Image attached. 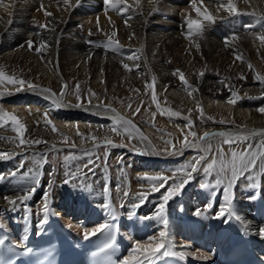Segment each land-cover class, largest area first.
I'll list each match as a JSON object with an SVG mask.
<instances>
[{"label": "bare ground", "instance_id": "1", "mask_svg": "<svg viewBox=\"0 0 264 264\" xmlns=\"http://www.w3.org/2000/svg\"><path fill=\"white\" fill-rule=\"evenodd\" d=\"M154 2L155 0H141V3H143L142 16L146 17L149 14L148 16H151L152 19L156 20L159 26H161L164 24L165 20L162 17H158L155 11L153 12L156 8H154ZM226 2L227 0L223 3ZM234 2L240 13L239 15H232L221 7V5L210 4L207 0H195L196 6H198L202 12L210 11L215 13L216 16L214 22H211V25L214 27L212 29L207 28V32H204L205 34H203V36L199 34L192 37L193 40L191 39V41L194 43L192 44L189 41L190 45H193L194 51L196 50L199 53L205 51L223 54L222 56L220 55L221 57L219 56L220 60L225 56L224 54L228 56V53L247 51L249 52L251 61L253 59L257 61L258 59L256 58L264 57V44L258 39L259 36L264 35V19H262L264 18V0H234ZM41 5H43V8H41ZM134 6H136V4ZM116 7L119 8L118 5ZM116 7H106L104 0H70L67 6L63 3V0H0V71H2L5 76L26 82L24 90H18L20 88L18 84L9 83L7 80L3 79V77H0V104L2 107H0V113L7 112L16 115L19 122L26 127V131L23 133L24 137L32 141L46 142L40 143V145L38 144L39 148H36L37 152L39 150L42 156V158L38 157V159L42 160H38L37 157L33 155L34 157L31 162L29 161V163L21 165V162L17 161L20 160V155L27 152L33 154L34 147L28 146L23 150H19L18 147L21 146H18L19 138L18 133L13 130L14 125L10 121H0V137L5 138L0 139V151L12 155L11 159H0V176H2V178H0V224L6 225L11 234L19 241L31 236L33 229L40 232L44 223L53 218L61 219L71 229L74 235L78 237V240H83L85 238L84 232L86 229L91 230L102 224L108 223L112 217H119L122 223L120 241L126 250L127 257L131 253V249L134 247L136 241H140L141 243L147 241V238L143 237L142 234L146 229H150V223H152V221H155V226H157L160 231H162L163 228V230H165V226L156 219H141L142 216L136 217L132 215L131 212L127 211V206L129 205H127V203L129 200H135L139 193L149 191L151 194L148 195V201H152V203L154 202L155 204L144 206V202L141 203L138 199L137 204H135L139 209L153 214L163 194L162 192H151V184L141 179V177L144 176H135L134 172L136 173L137 170H140V172L153 170L154 172L157 171L156 174L154 173L155 175L173 174L175 170L180 169L188 162L194 161V159L199 156H205L206 163H211L213 159L219 161L221 151L223 152L224 160L227 162L231 161L233 151L243 152L248 148L249 144H252L254 145L253 151L255 152V146H258L261 142L262 137L257 135L255 137H250L247 141L233 143L229 146L223 142L225 137L211 136L206 141H197L201 144V148H182L185 138H187L190 143L194 140L190 135V131L196 132L197 137H201L206 132H227L235 134L240 132L241 129H244L245 131L243 134L248 135L252 130L264 129V113L258 111V109L264 108V84H261L257 80L255 71L248 73V64L241 62L242 64L240 67L236 69L232 67L233 69L231 68L232 70H229L227 73L233 76L239 73L241 74V72L245 74L247 72L249 74L247 76L248 80H198L195 78V80H188L191 86V88H188L180 85L181 80H178L179 75L174 74V70L154 59L155 57H153L152 54V56L146 54V47H148L146 44L144 45V51L142 49V53H145L143 57H141V53H138L139 51L134 53L131 49L127 50V53L123 50L117 52V54L122 53L123 56L135 55L137 57V59L132 60L138 67L135 73L132 70L130 71L121 67L119 62L121 59H125V57L103 52L98 49V47H95L97 46L95 45L96 43L94 44L95 46L86 43V41H90L88 39L90 38V31L91 33L100 31L108 36L111 33H115L120 37H124V33L129 32L125 31L128 29L127 26L124 25L123 27V18L120 19L117 17L120 12L114 10ZM139 8L141 9L142 5ZM179 8L180 7L177 6L176 8L175 6L176 10H174L173 13L175 16L179 13L180 10H177ZM108 10H110V12ZM45 12H49L52 15L46 16ZM31 16L34 17L33 20L30 19ZM70 17L75 18L73 22L70 20ZM77 17L78 19H76ZM137 17H139V15ZM149 18L150 17H148V19ZM175 18L177 19V17ZM176 19L173 22L176 23ZM97 20L99 22V28L97 27ZM129 20L128 18L127 22ZM144 20L142 19V21ZM40 23L48 25L49 29H55V31L41 29L39 27L41 25ZM139 25L140 24H138V26ZM17 28L20 29L16 31ZM170 28L172 29V27ZM147 29L139 28L135 29V32L139 38L140 36L143 38L145 36L144 41L151 39L152 43L150 44H153L154 40L166 36L176 39L183 44L189 40L180 35V32L177 30H172L170 34L166 35L163 31L145 33ZM21 33H25L28 38H25L26 36L21 38ZM81 33H83L82 36L80 35ZM129 33H131V31ZM233 36L236 37L234 41L230 39ZM226 38L230 39L231 46L225 45ZM29 40H32L37 47L46 41L47 46L43 56L35 52L34 49L30 50L27 48V44L25 45L23 42ZM133 42L132 40V43ZM138 42L139 40L135 42V44ZM160 44L162 43L160 42ZM111 49H113V47H111ZM57 50L59 53L58 55L61 56L63 61L56 58ZM111 51H114V49ZM160 52L162 53V51ZM158 56L161 58V55L158 54ZM144 57L145 63L141 59ZM215 60L218 61L217 59L213 61ZM219 61L216 62V64H218ZM92 63H94V69L96 70L95 77L93 78L95 80H88L87 68L88 66L90 67ZM216 64L214 62V65ZM148 65H151V67H149L151 80H146L148 77L145 78L142 75L145 73L144 67H148ZM256 65L259 64L257 63ZM221 66L223 67V65H220V67ZM213 68L214 67H212V69ZM258 68L259 67H257V69ZM183 71L184 75H187L186 71ZM188 73L190 76L192 75V71H188ZM67 75L68 78L66 77ZM111 78L115 80H110ZM148 81L154 84V88L147 97L145 95V102L141 100L144 102V105H142L143 107L139 113L135 111L139 104H136L135 107H126L121 104L122 101L114 104V102L111 101L112 97H109L110 100H105L104 98L100 101L94 99L84 100L82 99L83 97L78 94L77 87H72L74 84H76L75 86L79 85L80 87H84V93L87 92L89 95L95 93L100 95L105 91L104 89H106V92L107 90L110 91L109 93L111 96L112 94L115 96L113 98L120 99L123 94L120 89H118L119 86L132 85V87L137 88L138 91L142 89L145 91V85ZM110 82H112V84ZM109 83L111 84L110 86H112L110 88ZM28 84L35 85L36 88L34 90L29 89L27 87ZM39 84L49 86L52 90L54 89L56 93H54V91L52 92L51 89L50 92L42 91L47 89V87L45 88ZM229 85H231V87H229ZM192 88L197 89V91L192 92ZM209 90L214 91L212 92L213 94H209L207 92ZM219 90L220 92L222 91L224 95H219ZM153 91L157 96V101L155 102L152 100ZM50 93H54L55 95L52 96ZM233 93L236 94V102L229 103V100L233 99ZM78 96L79 99L77 98ZM53 100H57L65 106L56 108L53 106ZM88 101L98 102L102 107H96L98 105L95 106L94 103L87 104ZM134 103H137V101H134ZM157 104L159 107H157ZM109 109L113 111H109ZM170 112L179 113V115L171 116L169 115ZM45 113H47V118L52 121V125L55 126L56 131L52 130V126L46 125ZM116 115L123 117L125 120L132 121L136 128L139 129V133L132 131V138H130L123 127H121V139L124 140V142L116 139L119 136L118 134H120L118 131L113 130V117ZM61 116L63 117L61 118L62 121H67L68 123H61V121L58 120L59 118L54 120L56 117ZM208 117L212 119H208ZM189 120L193 122L191 129L187 126ZM220 121H223V123ZM129 131H131V129H129ZM140 134L146 139L141 140ZM82 135L86 137L81 138ZM65 137L67 140H65ZM92 137L96 139L93 140ZM107 141H111L114 145L122 146H105ZM166 141H170L171 143H165ZM99 145H102V147ZM53 146L56 148L58 147L57 152L59 154H63L62 150L65 148H77L83 151L85 149L99 147V149L87 150L89 152L88 155L82 159L75 158L74 160H70V163L75 165L73 171H75V173L79 172L87 177L85 182L88 183V187L94 189H90L92 193L90 192V194H87V197H90V201L94 202L96 210L101 209L104 211V204L106 202L110 206L105 216H102L97 222L94 223L91 219H88L87 222L75 221V218L79 216L78 213L81 211V209L79 210V208H77L78 205L76 209L73 208V204L71 207L74 214L77 215H68V207L65 204L66 201L63 199L65 193L66 198H69L67 196L69 195L76 201H79L80 197L78 198V196H80V193L77 192L76 194V191L70 192L68 189H65V193H63L64 189L62 190L57 187L61 182L69 180H65L64 177L60 179L55 178L57 176L60 177L59 174L62 172L56 173L55 176L53 174L51 175L53 179L50 178L51 176L48 174V171L52 168V164L50 163H54L53 166L55 170L60 168L64 170L66 167H63V163L66 164L67 161L63 159L60 161L59 158H57L59 162L53 157L55 161H53V159L51 162L50 159H52L51 156H53L51 154L54 151ZM203 147H210V151L204 152L202 150ZM173 149L177 150L175 154H169ZM44 154H48L50 158H44ZM97 157L99 159H97ZM89 159H92L96 164H100L99 166L103 167L102 169H104L103 171L106 174L103 178L105 180L104 184H102V181H99L98 176L95 177V172H92L93 169L88 168L89 165L86 166ZM131 162L134 166L129 167L127 163L131 165ZM60 163L62 165H60ZM93 165L95 166V164ZM85 166L86 168L84 170L83 168ZM218 166L219 164H217V167ZM8 167H10V169H7ZM34 174H39L40 180L39 183L35 185V191L30 199L24 202L18 201L16 205L11 204V200H16L33 187L31 175ZM101 176H103V174ZM230 176L231 170L229 168L226 176H223L227 183ZM216 178L215 172L210 176H205L201 167V171L195 173L194 178L185 185L177 196L171 199L172 206L170 205L171 207H169V211H171H168L169 216L180 215L179 213L181 212L178 211L179 209L176 211V205L178 203L182 206L184 204L190 212L191 210L196 211L198 208L203 211L206 206L204 201H208L213 207L206 215H197L201 225L199 231L195 230L194 233H196V235H199L201 232L205 233L204 229L206 226L210 225V221L213 218L218 220L216 223L218 227H220L223 222L230 220L226 227L220 229L221 234L223 230L231 227L233 224L231 230L230 228L228 229L230 230V241L221 245V253L225 251L226 247L230 245L231 242H238L247 238L259 241L260 246L264 249V235H261L259 231L260 228L264 227V161L258 159L255 170L244 173V175L240 176L233 184L232 194L234 199L232 208L234 210V215L232 217L221 216L217 218L215 215L223 202L224 186L223 184L217 187H205L204 185H215ZM75 180L71 179V182H75ZM67 183L68 182H66V184ZM105 187L109 189L107 193L104 191ZM47 188L48 192L46 193ZM82 188L85 187L83 186ZM125 193L128 194V197L125 196ZM84 198L85 197L82 199ZM45 203L48 204L51 214L48 215L45 222H36L33 216H37L38 214L41 215L43 221L45 220ZM121 206L124 208H121ZM25 209H27V211ZM96 212L98 213L99 211ZM90 216L93 217L94 214L92 213ZM182 216L187 217L186 215ZM235 216H239L240 220H237ZM170 219L168 221L169 223L171 222ZM235 219L236 221L234 224L233 222ZM15 221H17L16 225ZM172 222L174 223V221ZM25 225L29 226L31 231L27 235H21L18 231L20 227L22 228ZM29 227L26 228L25 226L24 230L30 229ZM192 229V225L188 223L183 226V231H192ZM25 231L24 233L28 230ZM224 232L226 233V231ZM168 235L170 234L168 233ZM194 239H198L199 241V238ZM201 240L203 239H200V243ZM207 240L209 241V239ZM169 241L181 242V240H175L172 237L169 238ZM200 243H197V245ZM186 244H182L183 248L178 252L181 258L192 264L219 263L220 258L218 253H210L209 251L203 252L200 251L201 249L197 250V248L199 249L198 246L191 247L189 246L190 244ZM206 244L208 245V243ZM204 245L202 247H204ZM204 248L207 247L205 246ZM166 249H170V245L167 243ZM262 253H264V250ZM261 255L264 257V254ZM162 257H164V255L161 254L159 259L155 260V262ZM124 258L125 257H122L121 261Z\"/></svg>", "mask_w": 264, "mask_h": 264}, {"label": "rangeland", "instance_id": "2", "mask_svg": "<svg viewBox=\"0 0 264 264\" xmlns=\"http://www.w3.org/2000/svg\"><path fill=\"white\" fill-rule=\"evenodd\" d=\"M210 4H213V5H221V2H225V0H207ZM135 2V3H134ZM188 2H192V1H188ZM136 4V6H134ZM154 10H153V12L155 11V13H157L158 14V17H162V18H164V24H163V27H165V28H161V26H159V23L156 21V20H154V19H152V17L151 16H146V17H143L142 16V10H143V3H141V0H126V5H127V7H128V9H130L129 10V13L127 12V15H121V14H119L117 17H119L120 19H122V23H123V27H124V25L125 26H127V30H125V31H131V33H129V32H125L124 33V37H120L119 35H117V34H115V36H114V34H109V36L107 35V34H105V33H101L100 31V33L99 32H94V33H91V34H89V36H90V38H88L90 41H92L93 43H89V41H86V43L87 44H95V45H97V46H95V47H98V49H100V50H102L103 52H108V53H110L111 55L112 54H115V55H117V56H120V57H125V59L123 58V59H121L120 60V62H119V64L121 65V67H123V65L124 64H128L129 65V69H127V70H132V71H134V73L136 72L135 70L138 68L135 64H134V62L132 61L133 59H130L129 57L130 56H123L122 55V53H120V54H117V52H119V51H121L122 50V48H120V47H117V45L114 43V44H112V45H109V43H108V41H109V37H112V39H113V41H116V42H118V45H120L121 47H123L124 49H123V51L124 52H126L127 53V50H132L134 53H137L138 51V53H141V57H143V55L145 54H143L142 53V49H143V51H144V45L146 44V46H148V47H146V54H148V55H153V57H155L154 59H156V60H158L159 62H161L162 64L164 63V65H166V67H168V68H170V69H172V70H177V69H179L180 70V72H184L183 70H185L186 71V73H187V75L185 74L184 75V73H183V75H184V77H185V79H186V81H187V83L190 81V80H195V78L196 79H198V80H214V79H218V80H233V81H240V80H246L247 79V76L249 75L248 73H251V71H255L256 72V74H260L261 76H264V57H258V58H256V59H258L257 61L255 60V59H253L252 61H251V57L249 56V52H247V51H240V52H238V53H240V54H238L237 52H234V53H228L227 55L228 56H226V54H224L225 56H223L221 59L222 60H220V58H219V56L221 55V54H217L216 52H202V53H199L198 51H194V48H193V45H190V42L193 44L194 42L193 41H191V39H192V37H194L195 35H202L203 36V34H205L204 32H207V28H210V29H212L214 26L213 25H211V23H209V22H207V21H204L203 20V17L202 16H200V15H198V13L196 12V10L194 9V8H192L193 6H192V3H191V5H186L187 3H185V1L184 0H155V2H154ZM162 4V5H161ZM141 5H142V8L140 9L139 7H141ZM176 6V8H177V6L178 7H180L179 9H177V10H180L179 11V13L178 14H180V15H178L177 14V16H175L173 13H174V10H176L175 9V6ZM174 6V7H173ZM118 7L120 8V7H122L121 5H118ZM165 7V8H164ZM185 7V8H184ZM198 7V6H197ZM87 8H89V7H87ZM92 8V7H91ZM134 8V9H133ZM169 8V9H168ZM184 8V9H183ZM187 11H186V10ZM195 11H194V10ZM88 10H91V9H88ZM104 10H105V8H104ZM114 10H117V7L114 9ZM167 10H168V12H167ZM185 10V11H184ZM93 11V10H92ZM109 12H110V10H108ZM118 11V10H117ZM116 11V12H117ZM138 13H137V12ZM139 11H140V13H139ZM136 12V13H135ZM180 12H182V13H180ZM202 12V11H201ZM186 13H188V14H186ZM207 13H209V14H211L213 17H215L216 16V14L215 13H213V12H207ZM132 14H137L136 16L135 15H132ZM190 14V15H189ZM130 15V16H129ZM139 15V17H137ZM177 17V19L174 17ZM80 16V15H79ZM78 16V17H79ZM136 18H135V17ZM78 17L76 18V19H78ZM81 17V16H80ZM80 17H79V19H80ZM126 17V18H125ZM148 17H150L149 19H148ZM179 17H183V19H187L188 17H191L192 19H194V20H196V19H200L201 20V22H202V24H203V29H202V31H200V32H197L195 29H193V33L191 34V35H189V31H188V28H187V24H186V28L187 29H183L182 28V30H180L179 29V25L180 26H182V25H185V23H186V20H181ZM125 18V19H124ZM130 19L128 22H127V25H126V23H125V21H127V19ZM135 18V19H134ZM30 19H34V17L33 16H31L30 17ZM75 18H73V17H70V20H72V22H73V20H74ZM141 20V21H139V20ZM142 19L144 20V21H142ZM177 20L176 21V23L175 22H173L174 20ZM133 20H135V21H133ZM154 20V21H153ZM139 21V22H138ZM166 21H167V23H166ZM142 22V23H141ZM149 22V23H148ZM129 23V24H128ZM133 23H135V24H133ZM256 23V22H255ZM41 24V23H40ZM138 24H140L139 26H138ZM142 24H143V26H142ZM145 24V25H144ZM146 24H147V26H146ZM178 24V25H177ZM41 25H44V24H41ZM130 25V26H129ZM132 25V26H131ZM134 25V26H133ZM136 25V26H135ZM211 25V26H210ZM174 26V27H173ZM133 27V28H132ZM168 27V28H167ZM170 27H172V29L170 28ZM126 28V27H125ZM139 28H148L147 29V31H145V33H155V31H159V32H162L163 31V33L165 34L166 33V35L167 34H170L171 32H172V30H177L178 32H180V35H182L183 37H186V38H188L189 40L187 41V42H184V44L181 42H179L178 40H176V39H172V38H170V37H168V36H166V35H164V36H166V37H162V38H165V39H160V38H158V39H156V40H154L155 41V43H154V41H153V44H150V43H152V40L150 39V40H145L144 41V39H145V36H144V38L142 37V36H140V38L138 37V35H136L137 33L135 32V29H139ZM175 28V29H174ZM20 28H17L16 29V31L17 30H19ZM132 29V30H131ZM151 29V30H150ZM209 29V30H210ZM168 30V31H167ZM134 31V32H133ZM152 31V32H151ZM84 33V32H83ZM83 33H81L80 35L82 36V34ZM117 33V32H116ZM129 33V34H128ZM187 33V34H186ZM133 34V35H132ZM113 35V36H112ZM135 35V36H134ZM26 36V37H25ZM21 38H23V37H25V38H28L27 37V35H25V33H21V36H20ZM96 37V38H95ZM105 37H107V38H105ZM136 38V40H135V38ZM126 40H125V39ZM142 38V39H141ZM87 39V40H88ZM161 41H160V40ZM132 40L134 41L133 43H132ZM139 40V42L138 43H136L135 44V42H137ZM159 40V41H158ZM164 40V41H163ZM166 40V41H165ZM172 40V41H171ZM193 40V39H192ZM125 41V42H124ZM126 41H127V43H126ZM143 41V42H142ZM148 41V42H147ZM151 41V42H150ZM190 41V42H189ZM142 42V43H141ZM160 42L162 43V44H164V45H162V44H160ZM165 42V43H164ZM166 42H167V44H166ZM169 42H171V43H169ZM178 42V43H177ZM25 45L27 44V41H24L23 42ZM126 43V44H125ZM141 43V44H140ZM24 44H22L23 46H25ZM134 44V45H133ZM138 44H139V47H138ZM150 44V45H149ZM179 44V45H178ZM183 44V45H182ZM141 45V46H140ZM143 45V46H142ZM159 45V46H158ZM174 45V46H173ZM176 45V46H175ZM178 46V47H177ZM184 46V47H183ZM105 47V48H104ZM111 47H113V49H114V51H111V50H113V49H111ZM27 48H28V46H27ZM154 48H155V50H154ZM171 50H170V49ZM149 50V52H148V50ZM186 49V50H185ZM126 50V51H125ZM178 50V51H177ZM160 51H162V53L160 52ZM191 51V52H190ZM36 52V51H35ZM57 52V54H56V58L57 59H59V60H62V58H61V56H59L58 54V50L56 51ZM152 52H154V53H152ZM196 52V53H195ZM215 53V54H214ZM155 54V55H154ZM158 54L159 55H161V58H159L160 56H158ZM162 54H164V55H162ZM185 56H184V55ZM213 54H214V56H213ZM246 54V55H245ZM151 55V56H152ZM183 55V56H182ZM216 55H217V57H216ZM223 55V54H222ZM221 55V56H222ZM242 56V60H243V62H245L246 64H248V67H249V63L252 65V69H250V68H248L249 69V72L247 73L246 72V74L245 73H242L241 72V74L239 75H230L229 73H227L229 70H232L233 68H238V67H240L241 66V60L240 59H237L236 57L237 56ZM58 56H59V58H58ZM201 56V57H200ZM204 56V57H203ZM220 56V57H221ZM213 58V59H212ZM224 58H225V61H224ZM229 58V59H228ZM232 58V59H231ZM235 58V59H234ZM143 61H144V63H145V57L144 58H141ZM213 61L214 59H217L218 61H219V65L218 64H216V62H218V61H211V60ZM228 59V60H227ZM122 60H123V62H122ZM129 60V61H128ZM238 60H239V62H238ZM63 61V60H62ZM128 61V62H127ZM236 61H237V63H236ZM259 64V65H256L257 63ZM157 62V61H156ZM201 62V63H200ZM213 64H212V63ZM214 62H215V64L217 65V67H216V65H214ZM260 62V63H259ZM132 63V64H131ZM221 63V64H220ZM231 65H230V64ZM253 63V64H252ZM147 64V63H146ZM148 64H150V63H148ZM196 64V65H195ZM211 64V65H210ZM236 64V65H235ZM256 66H255V65ZM93 65V66H92ZM145 65V64H144ZM191 65V66H190ZM214 65V66H213ZM220 65H223V67L221 66L220 67ZM232 65H234V66H236V67H234V66H232ZM188 66H190V67H188ZM198 66H200V67H198ZM255 66V67H254ZM149 67H151V65H148V67L147 66H145L144 67V74H142L145 78H147L146 80H151L152 78L150 77V74H149V70H150V68ZM173 67V68H172ZM203 69H202V68ZM212 67H214L213 69H212ZM215 67H216V69H215ZM221 69H220V68ZM233 67V68H232ZM257 67H259L258 69H257ZM229 68V69H228ZM232 68V69H231ZM88 70H87V73H88V75H87V78H89L88 80H95V79H93L94 77H95V74H96V70L94 69V63H92V64H90V67L88 66V68H87ZM94 69V70H93ZM189 69V70H188ZM197 69H199V70H197ZM218 69V70H217ZM194 70V71H193ZM220 70V71H219ZM222 70V71H221ZM188 71H192V75L190 76V74L188 73ZM90 73V74H89ZM201 73H203V75H201ZM227 73V74H226ZM92 74H94V75H92ZM222 74V75H221ZM179 75V74H178ZM227 75V76H226ZM243 75V77H246V79H244V78H241V76ZM79 76V75H78ZM235 76V77H234ZM67 78H68V75L66 76ZM80 77V76H79ZM92 77V78H91ZM150 78V79H149ZM178 78H179V76H178ZM201 78V79H200ZM208 78V79H207ZM110 80H115L114 78H111ZM178 80H180V79H178ZM189 80V81H188ZM248 80V79H247ZM111 84H112V82H110ZM109 83V88L110 87H112V86H110L111 84ZM147 83H152L151 81H148ZM39 85H41V86H44L45 88L47 87V89H51L52 90V88H50L49 86H46V85H42V84H39ZM76 84H74L72 87H77V86H75ZM180 85H183V86H186L182 81H180ZM188 85H189V83H188ZM20 86V85H19ZM126 86V87H125ZM146 86V85H145ZM37 87H39V86H37ZM117 87V86H116ZM120 87V86H119ZM118 87V89H120V91H121V93L125 96V98H124V96L123 95H121V98L120 99H116V98H113V97H115V96H113V94H112V96H111V94L109 93L110 91L109 90H107V92H106V89H104L105 91H103L100 95L98 94V93H95V94H93V95H89V94H87V92L86 93H84V87H80L79 86V89H78V94L79 95H81L83 98L82 99H94V100H97V101H100L102 98H104L105 100L107 99V100H110V98H111V101L112 102H114V104H116V103H120L121 101V104L122 105H125L126 107L128 106V107H130V106H132V107H135L136 106V104H139V106H138V108L141 110L142 109V105H144V102H145V95H146V97H147V95H149V93H150V91H152V89H150V88H148L147 86L145 87L146 88V90L145 91H143V89L142 90H140V91H138V89L137 88H135V87H132V85H123V86H121L120 88ZM130 87H132V88H130ZM128 90H127V89ZM135 88V89H134ZM63 89V88H62ZM76 89V88H75ZM133 89V90H132ZM50 90V91H51ZM54 91V93H56L55 92V90L53 89L52 90V92ZM125 92H127V93H125ZM130 92V93H129ZM148 92V93H147ZM209 94H213L212 92H214V91H207ZM216 93V92H215ZM97 94V95H96ZM218 94L219 95H224L223 94V92L221 91L220 92V90L218 91ZM86 95V96H85ZM99 95V96H98ZM104 95V96H103ZM98 96V97H97ZM87 97V98H86ZM110 97V98H109ZM109 98V99H108ZM123 98V99H122ZM118 100V101H117ZM144 101V102H142V101ZM134 101L136 102L137 101V103H134ZM91 103H94L95 104V106L96 105H99L100 103H98V102H87V104H91ZM143 103V104H142ZM74 104V103H73ZM128 104V105H127ZM106 105H108V104H106ZM109 106V105H108ZM0 107H1V104H0ZM96 107H98V106H96ZM2 108V107H1ZM57 118H59L58 120L59 121H61V123H68L67 121H62V119L61 118H63L62 116L61 117H56L54 120H56ZM53 120V121H54ZM55 122V121H54ZM218 122V121H217ZM219 123V122H218ZM56 124V123H55ZM121 131H118L120 134H118L119 136H118V138H116V139H118V140H120V141H122V142H124V140H122L121 138H122V129H120ZM86 136H84V135H82L81 136V138H85ZM23 138L25 139V140H27V141H29L30 142V146H32V147H34V152H33V154H31V153H29V152H27V153H23V154H21L20 155V160H17V161H19V162H21V165L22 164H27V163H29V161L31 162L32 160H33V157L35 156V157H37V159H38V157L39 158H42V156L40 155H35V154H37L38 152V154H41V152L38 150V152H37V149L36 148H39L38 147V144H31V142H32V140L31 139H28V138H26V137H24L23 136ZM114 139V138H113ZM129 144V143H128ZM39 145H40V143H39ZM102 145H105V144H102ZM102 145H99V146H101L102 147ZM18 146H20V145H18ZM131 146V145H130ZM18 149L19 150H23V149H25V147L24 146H21V147H18ZM57 149H58V147L56 148V147H54L53 148V152H52V154L51 155H53V156H51V158L52 159H50L51 160V162H52V160L55 158L57 161H61V159H63V160H67L66 161V164L65 163H63V167L65 168L64 170L62 169V168H60V169H58V170H55L54 168V166H53V164L54 163H50V164H52V168L48 171V174L51 176V175H53L54 174V176H55V174L56 173H61V174H59L60 175V177H55V178H58V179H60L61 177H64V179L66 180V179H69V180H75V182H68L67 184H66V182L65 181H63V182H61V184H58L57 185V187L59 188V189H64L63 190V193H65V189H68V190H70V192H75L76 194H77V192H79L80 193V196H78V197H85L84 199H82L81 198V200H79V201H75V200H73L69 195H67L69 198H66V193H65V197L63 198L66 202H65V204L69 207L70 206V204L72 205L73 204V206H80V207H84V209L82 210L81 209V211H82V213H81V211H80V217H78V218H76L75 220L76 221H79V222H83L84 221V219H85V217L87 216V215H89V214H91L92 212H94L93 210H95V208L93 207V202H91V201H89V200H91V198L90 197H87L88 195L87 194H90V192L92 193V191L91 190H94V189H92V187H88V183H86L85 181H86V179H87V177H85V176H83L81 173H75V171H73V167L75 166L74 164H71L70 163V160H74L75 158H84V157H86L87 155H88V151H91V150H95V149H99V147H97V148H94V149H92V148H90V149H85V150H81V149H77V148H65L64 150H62V152H63V154H59L58 152H57ZM88 150V151H87ZM141 151V150H140ZM87 153V154H86ZM34 155V156H33ZM59 155H62V156H59ZM59 156V157H58ZM32 157V158H31ZM50 158L49 156H48V154H44V158ZM54 157V158H53ZM62 157V158H61ZM16 158H17V156H16ZM47 158V159H48ZM57 158H59V160L57 159ZM55 159L53 160V161H55ZM38 160H42V159H38ZM26 161V162H25ZM59 161V162H60ZM128 162V161H127ZM68 163H69V165H68ZM95 164V166L92 164L91 166H88V168H92L93 169V171L92 172H95V177H97L98 176V178H99V181H102L103 183L102 184H104V182H105V180L103 179L105 176L104 175H106L105 174V172L103 171L104 169H102L103 167H101V166H99L100 164H96V163H94ZM32 165V164H31ZM60 165H62L61 163H60ZM88 164H86V166H87ZM127 165L129 166V167H131V166H134L133 165V163L131 162V165L130 164H128L127 163ZM10 166V165H9ZM86 166L83 168L84 170H85V168H86ZM11 167V166H10ZM10 167H8L7 169H10ZM32 167V166H31ZM97 169H96V168ZM99 167H100V169H99ZM95 169V170H94ZM37 170V169H36ZM83 170V171H84ZM53 171V172H52ZM83 171H81V172H83ZM101 171H102V173H101ZM149 171H151V172H149ZM104 172V173H103ZM68 173H72V176L70 177V176H68L67 174ZM98 173V174H97ZM102 175L103 174V176H101L100 174ZM139 173H140V175H139ZM143 173V174H142ZM157 173V171H153V170H148V171H145V172H140V170H137L136 171V173L134 172V174H135V176H138V177H140V176H145V175H147V174H149L148 176H152V175H155V174ZM97 174V175H96ZM133 174V175H134ZM142 174V175H141ZM75 175V176H74ZM81 175V176H80ZM164 175H168V176H172V174H164ZM51 179H53V176H51L50 177ZM224 179V178H223ZM81 182V183H80ZM50 183V182H49ZM73 183V184H72ZM227 184V181H225L224 180V184H223V186H225ZM62 185V186H61ZM82 185V186H81ZM85 187V188H82V187ZM86 187H88V188H86ZM79 188V189H78ZM82 188V189H81ZM219 188V187H218ZM76 189V190H75ZM88 189V190H87ZM91 189V190H90ZM73 190V191H72ZM81 190H82V192H81ZM90 190V191H89ZM163 189L160 191V192H162L163 193ZM48 191H46V193H47ZM67 192V191H66ZM69 192V191H68ZM84 192V193H83ZM148 192V195H150L151 193L149 192V191H147ZM160 192H156V193H160ZM83 195V196H82ZM177 196V195H176ZM128 197V196H127ZM149 196H147V199L146 200H144V206H149V205H153V204H155L154 202L152 203V201L151 202H149L148 201V198ZM175 197V196H174ZM67 200H66V199ZM88 198H90V199H88ZM71 199V200H70ZM172 199V198H171ZM171 199L168 201V203H167V207H166V211H169V207H171L172 206V202H171ZM68 200H70V201H68ZM73 200V201H72ZM136 200V201H135ZM135 200H129V202H128V207H129V209H131L130 211L133 213L134 212V214H132V215H136V217L137 216H139L140 217V215L139 214H143L144 216H145V218H146V216H148V217H150L151 215H149L148 213H144V212H142V210L141 209H138V208H136V204H137V199H135ZM85 201V202H84ZM147 201V202H146ZM67 202H69V203H67ZM74 202V203H73ZM134 202V203H133ZM205 203L204 204H209V202L208 201H204ZM136 203V204H135ZM75 204V205H74ZM171 205V206H170ZM177 207H176V211H177V209H179L178 207H180V206H182L180 203H178L177 205H176ZM198 206V205H197ZM200 207H202V206H200ZM79 210H80V208H79ZM106 210H108V209H106ZM141 213H140V212ZM179 212H181L180 213V216L178 215H171V217L170 216H168V217H170V218H175V219H173V221H176V222H174V224L172 225V223H170V225H167V227H166V230H167V232L170 234V235H168V237L170 236V237H172L173 238V235L176 237V239H178V240H181V242L179 243V246H181L182 244L181 243H183V244H186V245H189L190 244V246H193V247H199V249L197 248V250H200L201 249V251H204V249H215L217 246H220L221 244L220 243H222V241H220V239H222V238H228V237H226V235L228 236V234H229V228L227 229V230H225L226 231V233L224 232V235H223V237L222 238H219L218 239V241L217 240H214L213 239V236H214V238H215V236H216V234H217V232H218V229L219 228H216V226L215 225H213L212 224V226H211V224H210V229H208L210 232H211V238L213 239V241H212V239L209 237L208 238V236H207V233L205 234V236H202L201 235V233H200V235H198V236H193V235H191L190 234V238L192 237L193 239L194 238H199V241H198V239L196 240V239H188V236H186V235H189V234H183V235H181L182 233H183V230L181 229V226H179L178 224H181L182 222H185V223H189V221H187L188 220V216H191V218H192V224H194L195 226H197V223H198V221H197V219H196V215H195V210H191L190 212L188 211V209L184 206V209H179L178 210ZM169 212H171V211H169ZM188 212V213H187ZM70 213H71V211H70ZM136 213V214H135ZM183 213V214H182ZM103 214V215H102ZM105 214H106V211L104 212V213H102L101 211H99V215H98V218L99 217H101V216H105ZM82 215V216H81ZM84 215V216H83ZM182 215H186L187 217H183ZM144 216H142L143 218H144ZM34 217V220L37 222V220L38 221H40L41 220V216L40 215H37V216H33ZM38 217V218H37ZM40 217V218H39ZM141 217V218H142ZM36 218V219H35ZM88 218H89V216H88ZM169 218V219H170ZM172 219H170V220H172ZM178 219V220H177ZM186 220V221H185ZM195 220V221H194ZM182 221V222H181ZM211 221H212V219H211ZM211 221H210V223H211ZM230 220H227V222H225V223H228ZM199 222H200V219H199ZM155 221H152V223H150L151 224V227H150V230H145V232L143 233V237H145V238H148V237H150V236H157V234L159 233V229H155ZM153 224V225H152ZM179 226V227H178ZM214 226V227H213ZM154 227V228H153ZM170 227V228H169ZM23 228V229H22ZM21 228V231L24 233V227H22ZM26 228H28L27 226H26ZM158 228V227H157ZM164 229V228H163ZM162 229V230H163ZM217 229V230H216ZM29 231L30 229H26V231ZM25 231V232H26ZM27 231V232H28ZM21 232V233H22ZM26 232V233H27ZM190 232V231H189ZM22 233V234H23ZM215 235H214V234ZM159 235V234H158ZM147 236V237H146ZM201 236L202 237H204V238H201ZM158 237V236H157ZM200 239H203V240H201V243H200ZM205 239V240H204ZM207 239H209V241L207 240ZM195 240H196V242H195ZM183 241V242H182ZM190 241V242H189ZM203 241H204V244H206V243H208V245L206 244V245H204L203 244ZM216 241H217V243H216ZM227 241V240H226ZM173 242V241H172ZM174 242H177L178 243V241H174ZM192 242V243H191ZM209 242H210V244H209ZM220 242V243H219ZM197 243H200V244H198L197 245ZM193 244V245H192ZM217 244V245H216ZM204 245V247L206 246L207 248H204V247H202ZM213 248H212V247ZM172 247V246H171ZM200 247H202V248H200ZM204 248V249H203Z\"/></svg>", "mask_w": 264, "mask_h": 264}, {"label": "snow or ice", "instance_id": "3", "mask_svg": "<svg viewBox=\"0 0 264 264\" xmlns=\"http://www.w3.org/2000/svg\"><path fill=\"white\" fill-rule=\"evenodd\" d=\"M70 0H63V3L67 6L69 5ZM104 3L106 7H116L117 5H121L122 7L117 8V10L120 12L121 15H127V12L129 11L127 5H126V0H104ZM192 6L198 13V15L203 17L204 21H207L209 23L214 22L215 17H213L211 14L207 12H201V9L196 6L195 0H192ZM221 7L226 9L230 14L232 15H239V11L237 9L236 3L234 0H227L226 3L221 2ZM41 8H43V5H41ZM46 16H51L52 14L49 12H45ZM264 19V18H262ZM127 25V21H125ZM187 28L189 31V35L192 34V30L195 29L197 32L202 31L203 29V24L200 19H192L191 17H188L186 20ZM43 30H51L55 31V29H49L48 25H40L39 26ZM97 27L99 28V22L97 20ZM91 34V31H90ZM232 41L236 39V37H231L230 38ZM230 39L226 38L225 39V45L226 46H231L230 45ZM258 39L261 41L262 44H264V35H261L258 37ZM89 43H93L92 41H89ZM109 45L116 44L117 47H119L118 42L113 41L112 37H109L108 41ZM27 46L28 48L34 49L39 55L43 56L44 55V50L47 46L46 41L42 43L40 46H35L34 42L32 40L27 41ZM198 47V45H197ZM130 59H137L135 55H132L129 57ZM237 59H240L241 62H243L241 56H237ZM123 67L125 69H129V65L124 64ZM249 68L252 69V65L249 64ZM174 74H179V79L186 85V87L191 88L190 85H188L184 75L182 72H180L179 69L174 71ZM203 75V73H201ZM0 77H3V79L7 80L9 83L13 84H18L20 85V88L18 90H24L25 86V81L15 79L13 77L5 76L2 71H0ZM241 78L246 79V77L241 76ZM257 80L261 83L264 84V76H261L257 74ZM146 86L150 89L154 88L153 83H146ZM27 87L29 89L34 90L36 88L35 85L28 84ZM66 87V85H65ZM231 87V85H229ZM79 89V85H77V91ZM42 91L45 92H50V90L44 89ZM192 92L197 91V89L192 88ZM191 94V92H190ZM50 95L54 96V93H50ZM235 93H233V99L229 100V103H235ZM79 99V96L77 97ZM152 100L155 102L157 101V96L155 92L153 91L152 94ZM90 102V101H89ZM53 106L56 108H60L63 105L62 103L58 102L57 100H53ZM71 106V105H67ZM80 106V105H76ZM98 107H102V105H98ZM157 107L159 105L157 104ZM109 111H113L109 109ZM136 113H139L140 109L137 108ZM258 111L264 113V108L258 109ZM202 113V109H201ZM169 115L171 116H177L179 113L175 112H170ZM203 118V115H202ZM208 119H212L211 117H208ZM0 121H10L14 125V131L18 133V138H19V145L28 147L30 146V142L25 140L23 138V133L26 131V127L24 124L20 123L18 120V117L14 114L11 113H0ZM113 130L114 131H120V128L123 127L124 131L127 132L128 136L132 138V131H135L139 133V129L136 128V126L132 123V121L125 120L123 117H120L118 115L113 117ZM223 123V121H220ZM45 123L46 125L52 126V130L56 131L55 126L52 125V121L47 118V113H45ZM193 125V122L191 120L188 121V128L191 129ZM131 129V131H129ZM245 130L241 129L240 132L232 134V133H227V132H218V133H210L206 132L204 133L203 136L197 137V133L194 131H190V135L194 138V140L190 143L187 138H185L182 148H201V144L198 143L197 141H206L209 137L211 136H221L225 137L224 143L228 144L231 146L233 143H239V142H244L249 140L250 137H255L257 135L261 136V142L258 146L256 147V151H253L254 145L249 144L248 148L245 149L243 152H232V159L231 161H225L223 157V152L221 151L220 153V159L217 161L216 159H213L211 163H206V157L205 156H199L194 159L192 162H188L184 166H182L180 169H177L173 172L172 176L164 175V174H158V175H152V176H144L141 177V179H144L148 181L151 184V192L156 193L160 192L162 189L163 194L161 196L160 202L158 206L156 207L155 212L152 214V216L147 217L148 219H156L159 221V223L163 224L165 226V230H162L159 232L158 237L157 236H150L147 238L146 242L141 243L140 241H136L134 244V247L131 249V253L129 256L125 257L120 264H155V260L159 259V256L162 254L164 256L168 255H173L174 253L169 252L166 249V243L171 244V242L168 239V232L166 230L167 224H168V218H167V212H166V207L168 201L173 198L174 196L178 195L182 189L185 187L187 183H189L193 178L194 174L198 173L202 170L205 174V176H210L213 172L216 173V180H215V185H210L206 184L204 185L205 187H217L222 184H224V179L223 176H226L229 168L231 170V176L228 178V183L223 187V202L221 203L218 211L215 213L216 217L219 218L221 216H227V217H232L234 215V210L232 208V203H233V194H232V188L233 184L236 182V180L244 175L246 172H250L252 170H255L257 167V160L264 161V129H259V130H252L248 135H244L243 132ZM0 139H5L4 137H0ZM93 140H95V137H92ZM140 139L144 140L146 139L142 134H140ZM65 140L67 138L65 137ZM39 143H46L45 141H32L31 144H39ZM165 143L170 144V141H166ZM74 146V145H73ZM105 146H111V147H121L122 145H114L112 144L111 141H107ZM55 147V146H53ZM204 152L210 151V147H203L202 149ZM177 150L173 149V151L169 154H175ZM87 154V153H86ZM35 155H41V154H35ZM12 155L3 151H0V159H11ZM97 159H99L97 157ZM95 162L92 159H89L88 165L91 166ZM217 164L219 166L217 167ZM28 175V174H27ZM68 176H72V173H68ZM33 179V187L29 189L27 193L24 195L18 197L16 200H11L10 203L13 205H16L17 202H24L30 199L31 195L35 191V185L39 183L40 177L39 174H34L31 175ZM2 178V176H0ZM66 182H71V180H68ZM106 193L109 191L107 187H105L104 190ZM128 194L125 193V196ZM148 196V192H141L138 194L137 199L143 203L144 200H146ZM110 206L106 202L104 204V208L108 209ZM213 205L211 203L207 204L204 208L203 211L201 209H197L195 212V215L202 216L206 215L208 211L211 210ZM27 211V209H25ZM51 214L49 206L47 203L44 205V215H45V220L42 222H45L47 220L48 215ZM237 220H240L239 216H235ZM106 224H102L99 227L93 228L91 230H85L84 236L85 238L95 235L96 233L102 232L103 230L107 229ZM260 234L264 235V227L259 229ZM114 242V241H113ZM113 242H109L105 247H111ZM2 243V241H0ZM163 250V252H162ZM183 255V254H181Z\"/></svg>", "mask_w": 264, "mask_h": 264}]
</instances>
